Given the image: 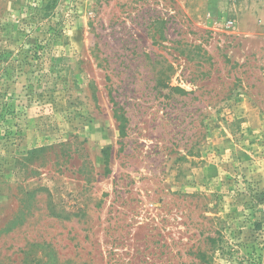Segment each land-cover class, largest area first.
I'll return each mask as SVG.
<instances>
[{
  "label": "rangeland",
  "instance_id": "374dc122",
  "mask_svg": "<svg viewBox=\"0 0 264 264\" xmlns=\"http://www.w3.org/2000/svg\"><path fill=\"white\" fill-rule=\"evenodd\" d=\"M0 264H264V0H0Z\"/></svg>",
  "mask_w": 264,
  "mask_h": 264
}]
</instances>
